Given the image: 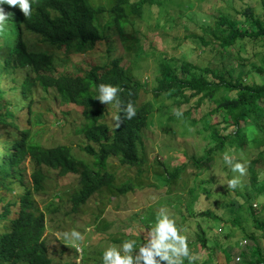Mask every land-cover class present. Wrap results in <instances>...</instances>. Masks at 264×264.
Masks as SVG:
<instances>
[{"label":"trees","instance_id":"1","mask_svg":"<svg viewBox=\"0 0 264 264\" xmlns=\"http://www.w3.org/2000/svg\"><path fill=\"white\" fill-rule=\"evenodd\" d=\"M173 1L31 0L32 14L29 17H24L16 6H3L5 12H9V18L0 27V264L52 263L43 236L45 215L33 199V194L43 189L48 172L54 170L58 176H78L79 187L68 197L73 209L84 204L102 187H115L125 193L136 186L130 179L117 184L115 173L108 168V160L116 158L124 168H140L146 162L145 130L154 109L153 102L141 96L143 85L122 65L120 58L105 65H91L84 73L58 70L56 57L51 51L29 49L23 30L40 35L45 43L57 48L85 52L102 38V30L97 23L100 15H108L107 28L115 27L122 32L130 17L143 15L145 4L169 12ZM240 15V18H230L219 14L213 17V26L201 25L203 32L212 35L214 40H207L204 35L186 36L196 38L204 51L209 48L211 53L220 55L228 56L227 47L240 41L264 49V19L256 17L249 6ZM182 24L188 28L187 21L182 19ZM258 56L259 64L252 67L256 72L264 73V54L260 52ZM244 58L237 55V70L232 64L223 66V69H211L196 66L190 61L171 67L161 59V76L156 78L157 86L153 92L155 97L164 96L169 101V104L162 102L168 119H176L177 110L182 113L180 117L190 120L192 125L207 119L206 126L196 129L207 142L202 154L192 155L189 159L194 171L206 169L216 159L224 161L223 156L231 150L245 155L235 160L248 162L246 173L255 186L261 174L258 169L260 165L264 166V151L261 150L264 146V83L241 81L250 70L241 68ZM20 69H24V78L18 87L19 97L10 99L1 83L4 79L14 81ZM209 74L212 78H208ZM99 84L119 85L122 89L119 93L121 107L114 111V114L119 112L121 123L116 127L113 121L109 141H105L111 129L106 121L105 104L94 98ZM36 86L44 90L54 88L62 102L83 108V123L78 129L86 144L81 150L90 155L92 166L74 157L67 145L43 146L34 140L27 123L31 93ZM128 102L136 108V115L131 119H125L122 111ZM203 105L208 106L210 119L206 114L194 116ZM222 124L223 127H219ZM254 148L260 149L250 152ZM27 162L31 166V184L26 183ZM186 167L187 163H182L170 170L166 168L159 182L161 185L155 183L156 186L172 185ZM204 180L199 181V186L205 184ZM13 183L23 187L22 194L14 195ZM194 189H189L192 197L186 203L189 210H192L193 199L197 196ZM202 215L212 214L203 211ZM250 237L255 239L252 235ZM206 242V237L198 235L189 246L200 253L206 248ZM224 254L225 264H264V245L259 241L248 255L240 253L239 262L232 263L235 258L227 251ZM203 264L211 263L206 261Z\"/></svg>","mask_w":264,"mask_h":264},{"label":"rangeland","instance_id":"2","mask_svg":"<svg viewBox=\"0 0 264 264\" xmlns=\"http://www.w3.org/2000/svg\"><path fill=\"white\" fill-rule=\"evenodd\" d=\"M263 4L264 0H174L169 12L145 4L143 15L130 17L122 32L115 27L107 28L108 15L102 14L97 19L102 38L85 52L75 51L74 48H57L45 43L40 35L23 30V38L29 49L51 51L56 57L58 70L84 73L91 65H105L120 58L122 65L143 85L142 98L154 104L145 130L146 162L140 168H124L116 158L108 160V168L115 173L116 183L130 179L136 185L132 190L121 193L115 187H102L84 204L73 209L68 197L79 187L78 176H58L52 170L47 173L43 189L33 194V199L45 215L43 236L53 259L51 264H102V252L107 247H119L121 241L126 239L135 240L137 245L146 242L147 230L154 225L161 209L175 220L187 237L190 252L199 257L192 264L206 261L225 264L224 251L235 258L232 263L239 262L241 252L248 255L258 241L264 245V166L260 165L258 169L261 174L255 186L250 183L248 173L240 176L219 159L210 162L202 171H194L189 159L192 155L202 154L207 142L196 129L206 126L207 119L199 120L195 125L182 116L170 120L162 106V102L169 104V101L164 96L155 97L153 92L157 86L156 78L161 76V59L171 67L179 66L182 61H190L196 66L211 69H223V66L232 64L237 70V55H240L246 57L241 68L250 69L241 81L264 83V73H258L252 67L259 64L258 54H264L262 47L240 41L235 46L227 47L229 53L226 56L211 53L209 48L204 51L196 38L186 36L197 34L214 40L212 35L203 32L201 25L213 26V20L219 14L240 18L246 6L252 9L256 17L264 19ZM182 19L187 21L188 28H184ZM158 23H162V26H158ZM23 78L24 69H20L17 70L16 82L9 79L2 81L1 87L7 90L8 98L17 100L18 87ZM208 78H212V75L209 74ZM31 99L27 126L34 140L43 146L67 145L74 157L92 166L90 155L81 150L86 144L78 129L83 123V108L62 102L54 88L44 90L36 86ZM115 109L112 103L104 105L106 121L111 127L105 141H109L113 133ZM207 109L208 106L203 105L194 116L206 114L210 119ZM219 127H223V124ZM93 145L97 148L96 144ZM259 149L254 148L250 152L255 153ZM261 150L264 151V146ZM226 154L234 159L245 156L231 150ZM182 163H187V167L175 183L156 186L163 179L166 168L170 170ZM26 164V183L31 184V166L28 162ZM234 176L239 177L238 185L227 188L226 181ZM200 180H204L205 184L199 186ZM12 187L14 195L22 194V186L13 183ZM191 187L195 188L197 196L193 199L192 210H189L186 203L192 200L189 194ZM203 211L212 215L204 216ZM73 229L81 233V239L75 243L63 236ZM198 235H203L207 240L201 254L189 246L190 242L197 240ZM250 235L255 239L252 240ZM183 264H189L187 258L183 259Z\"/></svg>","mask_w":264,"mask_h":264},{"label":"clouds","instance_id":"3","mask_svg":"<svg viewBox=\"0 0 264 264\" xmlns=\"http://www.w3.org/2000/svg\"><path fill=\"white\" fill-rule=\"evenodd\" d=\"M4 5L16 6L24 17L32 14L31 0H0V27H2L9 18V12H5ZM122 91L119 85L99 84L97 85V94L94 97L103 104L112 103L117 109L121 107L119 93ZM125 119H131L136 115V108L131 102H128L122 109ZM119 112L113 114L115 126L119 127L121 116ZM175 115L182 113L176 111ZM224 163L230 169L242 176L246 172L247 161L241 162L225 154ZM239 183V177L234 176L226 181L227 188H235ZM148 239L146 242L137 245L133 239L121 241L119 247L109 246L101 256L102 264H183V259L187 258L189 264L199 259L191 253L187 243V237L183 234L175 220L169 214L161 209L155 218V223L148 230ZM65 239L75 243L81 239V233L75 229L63 234Z\"/></svg>","mask_w":264,"mask_h":264}]
</instances>
